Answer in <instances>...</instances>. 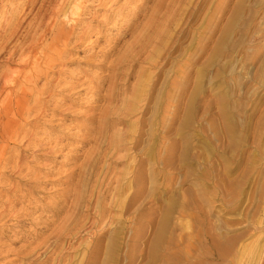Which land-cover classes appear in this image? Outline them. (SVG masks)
I'll return each instance as SVG.
<instances>
[{"label": "rangeland", "instance_id": "rangeland-1", "mask_svg": "<svg viewBox=\"0 0 264 264\" xmlns=\"http://www.w3.org/2000/svg\"><path fill=\"white\" fill-rule=\"evenodd\" d=\"M72 1L85 39L69 36L47 92L29 98L23 143L0 150V264H252L264 0ZM33 2L0 0V35Z\"/></svg>", "mask_w": 264, "mask_h": 264}, {"label": "bare ground", "instance_id": "bare-ground-1", "mask_svg": "<svg viewBox=\"0 0 264 264\" xmlns=\"http://www.w3.org/2000/svg\"><path fill=\"white\" fill-rule=\"evenodd\" d=\"M65 1L66 0H49L47 5L45 4L46 6H44L45 0H41V2L39 3V7L37 8L36 12H34L36 9L33 11L31 8L30 10L33 11L32 13L29 12L28 16L26 15L27 17L26 16H25V18L22 17V20L16 21L17 23H15V24L14 23L11 24L13 26H11L10 29H8V33L4 32L3 35H0V40L2 39V41H0V126H2V130L0 129V150L5 149L6 147L9 148L11 144L14 147L15 144H13V140H15V141L19 140V141H17V143L19 145H20L19 142L23 143V140L26 136L25 135L26 132L21 131V129L23 127H24L23 130L25 129V126H23L22 122L25 123V119H27L28 114L30 115V113H31V112H29L30 108H32V106H30V104H29V98L32 97L33 94L38 95V96L41 94L43 95V93L46 91L44 89H45L46 84H48L47 77L49 75V72L52 69H54V67L59 63V60L62 58V56H64L66 54V52H67V41L69 39V36H72V37L76 36L77 37V40L75 39L76 42H74L76 44H79L80 42H82L85 39V36H86L85 33L82 32L81 34L79 33V35L74 33V29L78 25V24L76 25L77 22L74 21L75 19L74 20L68 19V15L69 14L71 15L74 11H78V13L80 12L79 11L80 7H78V4H80V3H78V1H77V3L72 6L71 5L72 3L70 1L71 4L69 3V5L71 7L69 8V11H66V10H64L65 3H66ZM34 2H36V0H34ZM67 2H68V0H67ZM81 2H83V1H81ZM66 5H67V3H66ZM69 5H68V7H69ZM37 6H38V4H37ZM111 7H112V5H111ZM117 7H116V9H118ZM65 9H66V7H65ZM110 9H108V10H110ZM112 9H113V11L116 10V9H114V7ZM120 9H118V10H120ZM80 10H82V8ZM8 12H9V10H8ZM5 13H7V12H5ZM15 15H13V18H15L14 17ZM60 16H62L63 18L66 19V23H63L59 20ZM75 16H76V14H75ZM8 23H10V22H8ZM67 23H69V24H67ZM5 25H6V23H5ZM0 31H2V30H0ZM12 41L14 42V44L12 43V46L10 45L8 48L9 43ZM70 41H71V39H70ZM70 41H69V43H70ZM137 42H138V40H137ZM139 47H141V45L138 46V48ZM4 52H6V54H5L6 56H3ZM16 53H17V56L14 59ZM138 53H137V55H138ZM1 68H3V69L1 70ZM107 77L109 78V75H107ZM109 79L111 80V77ZM48 80H51V78ZM54 81L57 84L58 80L56 78ZM49 82L51 83V81H49ZM107 82L111 83V85L113 83V82H109V80ZM52 85H53V81H52ZM111 85H108V86L110 87ZM46 88H47V86H46ZM110 88H112V87H110ZM112 89H114V88H112ZM112 92H113V90H112ZM109 93H111V91ZM109 95L104 94V96L107 97V99H106L107 101H109L108 99L111 96V95L110 96ZM30 99H32V98H30ZM38 101L39 100L37 99V102H36L37 104H39ZM10 109H11V115L12 116H10V118L7 119L6 115ZM31 110H35V107H34V109L32 108ZM39 112H41V111L39 110ZM2 119H6V120L2 121ZM14 119H16V121H14ZM168 119H171L170 115H168ZM28 135H27V137H28ZM28 139H25V140L28 141ZM7 143H8V146H7ZM24 144H25V141H24ZM26 144H25V146H26ZM13 147H12V149H13ZM94 148H96V147H94ZM10 149H9V151H10ZM98 149H100V147H97V150ZM3 152H4V150L1 151V153H0L1 158L3 157L2 156ZM97 152H99V151H97ZM90 155H91V153H89V152L85 155V157H84L85 163H86V161H87V163H89L91 161L90 157H89ZM12 156L14 158V155H12ZM6 157H8V156H6ZM8 158H10V157H8ZM0 160L2 161V159H0ZM5 160H6V158H5ZM8 160H10V159H8ZM12 160L15 161V159H12ZM5 164L6 163H4V165ZM2 166H3V164L1 165L0 168H2ZM8 166H7V164L5 165V167H8ZM12 166L15 167V164L14 165L12 164ZM10 167H11V165H10ZM68 180H69V177H68ZM119 183H120V181H119ZM117 185H119V184L117 183ZM119 187L120 186H118V187L116 186V188H114L115 192L117 191V189ZM70 191L74 192V193H72L74 196H77V194L75 195V191H73V189H71ZM68 192H69V190H68ZM82 195H83V193H82ZM72 199H74V197ZM75 199H76V197H75ZM77 202H79V201H77ZM72 209H73V206H72ZM100 217H101V215H100ZM75 220H76V218H75ZM72 222H73V220H72ZM73 224L74 223H72L71 225L73 226ZM65 225H67V224H65ZM90 225H92V224H90ZM258 250H259V252H258L257 256L255 255L256 259H254V261L251 260L253 262L252 264H264V248H262L261 250L260 249H258ZM250 258H251V256H250ZM29 261H30V259H29ZM34 263H36V262H34ZM58 263H60V260ZM58 263H56V264H58ZM29 264H31V263H29Z\"/></svg>", "mask_w": 264, "mask_h": 264}]
</instances>
